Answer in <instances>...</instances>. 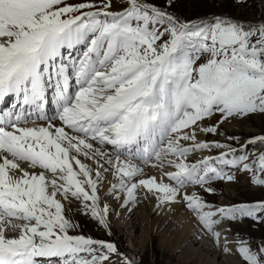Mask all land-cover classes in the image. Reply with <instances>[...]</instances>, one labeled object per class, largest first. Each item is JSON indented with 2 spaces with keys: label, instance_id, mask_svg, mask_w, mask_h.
<instances>
[{
  "label": "snow or ice",
  "instance_id": "obj_1",
  "mask_svg": "<svg viewBox=\"0 0 264 264\" xmlns=\"http://www.w3.org/2000/svg\"><path fill=\"white\" fill-rule=\"evenodd\" d=\"M123 5L111 11L112 0H0V101H17L13 112L0 113V264H105L113 255L134 264L113 243L69 234L74 225L62 202L69 198L106 226L99 158L113 167L112 192L126 194L125 207L135 204L138 188L158 206L179 201L217 242L214 227L225 219L264 222V201L213 209L188 191L211 193L213 180L235 179L213 157L189 163L197 152L225 147L198 134H218L217 125L234 117L264 115V22L222 15L184 21L148 0ZM50 91L57 115L46 120ZM217 115L216 124L204 123ZM30 122L36 126H21ZM257 141L264 136L248 143ZM93 142L112 146L115 160ZM133 146L144 164L154 158L175 170L137 179L143 170L120 153ZM233 151L217 162L229 163ZM81 156L96 161L95 172ZM245 160L239 157L252 183L264 186ZM254 163L264 174V154ZM237 244L245 264H264V244L257 252Z\"/></svg>",
  "mask_w": 264,
  "mask_h": 264
},
{
  "label": "rangeland",
  "instance_id": "obj_2",
  "mask_svg": "<svg viewBox=\"0 0 264 264\" xmlns=\"http://www.w3.org/2000/svg\"><path fill=\"white\" fill-rule=\"evenodd\" d=\"M70 4L84 2V0H67ZM94 3H101L102 0H91ZM184 21H196L202 17L212 19L214 15H222L230 17L233 20L248 24H258L264 22V0H156L155 3L148 0ZM170 5V6H169ZM123 0H112L111 11H120L123 7ZM219 116H213L209 120H205L207 125L216 124ZM59 123V122H58ZM218 134H207L206 141L209 143L218 142L225 145L224 148H211L202 152H197L188 158L189 163L200 160L205 152L208 156L214 158V166L220 169L225 175L234 176V180H213L208 187L213 191L211 193L203 189L190 188L197 191L213 209L221 206H232L242 203L251 204L257 201H264V186L252 183L253 172L244 171L239 161L240 156H246L244 163L253 167L257 177L264 179V174L258 170V164L254 163L258 157L264 154V142L257 141L249 144L252 138L264 136V115L251 114L246 117H234L217 125ZM231 129H228L230 128ZM233 128V129H232ZM232 137V139H229ZM188 143V142H184ZM94 147L107 149L106 145H100L93 142ZM143 146V145H142ZM229 147L234 151L225 157L229 163L217 162L216 158L222 153L229 152ZM111 149L112 146H111ZM135 146H133V150ZM137 155L128 157L127 160L138 161L140 166L144 168L154 167L157 161L153 158L148 164L139 161ZM125 158V157H124ZM82 162L87 164L95 172L97 164L95 160L80 157ZM100 163H102V158ZM235 160L233 165L231 161ZM156 167V166H155ZM141 168L143 172L146 170ZM161 168V167H160ZM174 171L172 167H166ZM161 169H164L161 168ZM111 167L102 170L106 179L113 180V176L109 173ZM143 195L146 200L153 201V195L147 193L146 190L138 188L136 192L135 204L124 206L125 193L117 192L113 194L112 189L107 191L104 184H98V195L100 207L108 208L106 217V226L98 222L97 219L91 218V214H84L80 201L69 198L62 200L65 208V216L74 225L69 230L70 235H82L93 240L105 241L113 243L125 256L134 260V264H245V261L237 253V242L246 241L253 252H257L259 246L264 244V222H257L251 218L238 219L236 221L223 220L222 223L214 227V231L221 233L220 240L217 242L213 235L208 233L200 224L195 214L189 211L184 205L191 217L197 223L195 231L200 233L196 243L190 244L188 234L182 230L179 222V214L158 211L153 215L152 205L149 203L143 207L142 199L138 195ZM149 197V199L147 198ZM148 201V202H149ZM179 202V201H178ZM176 202L177 204H179ZM91 203V202H89ZM175 204V203H174ZM164 204H160L158 209ZM127 218L136 219L137 225L127 223ZM218 218V217H217ZM128 224V225H127ZM229 231V232H228ZM229 233L230 251L224 252L223 246L225 240L223 234ZM195 233V232H194ZM210 244L213 250L210 252L202 251V244ZM217 252V258L213 253ZM212 253V254H211ZM85 255L86 258L87 254ZM223 256L224 257L223 259ZM105 264H119L117 256L113 255L110 262Z\"/></svg>",
  "mask_w": 264,
  "mask_h": 264
},
{
  "label": "bare ground",
  "instance_id": "obj_3",
  "mask_svg": "<svg viewBox=\"0 0 264 264\" xmlns=\"http://www.w3.org/2000/svg\"><path fill=\"white\" fill-rule=\"evenodd\" d=\"M58 124V123H57ZM206 124V123H205ZM207 125V124H206ZM23 126H27V127H34V126H36L35 124H33V123H31V124H28V125H23ZM22 126V127H23ZM228 129H231V127L230 128H228ZM233 129V128H232ZM199 135V139L200 140H202V141H206V136H207V134H204V133H199L198 134ZM107 147H109L108 148V150L107 149H103L102 148V150L105 152V153H108L112 158H113V160H115V158H116V155L118 154L117 153V151L115 150V149H111V146L110 145H106ZM135 150V149H134ZM120 153L121 154H125V152H124V150H120ZM203 156L205 155V156H208L209 154H207V152H205L204 154H202ZM137 158V157H136ZM105 159L106 158H102V164H104V169H107L108 168V166H110V165H108V164H106L105 163ZM121 160H127V159H125V158H121ZM130 163H132V164H135V165H137L139 168H144V166H140L139 164H138V161L137 162H134L133 160H128ZM140 162H141V160H139ZM143 165H145V164H143ZM111 167V170H110V172L109 173H111L112 174V176H113V180H111V179H106L105 178V176H104V174L102 173L101 174V181H100V183H103L104 184V187H105V189H107V191H109L110 192V190L112 189V185L113 184H115V183H117V179H116V177L113 175V171H114V169H113V167L112 166H110ZM167 166H165L164 167V169H161L159 166H158V164H157V166L156 167H150V168H144L146 171L145 172H143V175H142V177H137V179H139V178H146V177H150V176H155V177H157V179L159 180V179H161L162 178V173L163 172H171V170H169V169H167L166 168ZM164 182H166V183H169V181H167V179L165 178L164 179ZM99 183V184H100ZM143 189V188H142ZM144 190V189H143ZM188 191L189 192H192L193 190L192 189H188ZM139 196V198H141L142 199V202H143V207L145 208L149 203L152 205V211H153V215H156L157 213H158V211L159 210H161V211H163V212H168L169 214H173L174 212L175 213H178L179 214V216H178V218H179V222H180V224L182 225L181 227H182V230L184 229V232L185 233H187L188 234V237H189V242H191L190 244L192 245V244H194V243H196V240H197V237L198 236H200V233H197V231H195V229L197 228V223H196V221L194 220V218L193 217H191V215L186 211V210H184V204L183 203H179V204H177V203H169V204H164L161 208H159L158 209V202H157V200L155 199V198H153V201H149V200H146V197H144L143 195H138ZM154 197V196H153ZM147 198L149 199V197L147 196ZM149 201V202H148ZM129 220V221H128ZM127 223H131L133 226H134V224H136L137 225V221H136V219H132L131 220V218H127ZM128 225V224H127ZM195 232V233H194ZM229 232V231H228ZM228 232H225V234H223V239L225 240V243H224V246H223V251H224V248H225V246L228 248V249H230L231 247H230V244H229V242H228V240L230 239L229 237V233ZM17 233H15V232H13V231H11V230H8L7 232H6V235H8V236H13V235H16ZM209 247H210V244H207V243H204V244H202V247H201V249H202V251L200 250V252H206V254H207V252L208 251H210L211 249L213 250V248H210L209 249ZM211 250V251H212ZM210 251V252H211ZM225 252V251H224ZM212 254V253H211ZM214 254V256H215V254H216V256H215V259L217 258V252H215V253H213ZM224 257H226V256H223V259H224ZM235 264V263H234ZM237 264V263H236Z\"/></svg>",
  "mask_w": 264,
  "mask_h": 264
},
{
  "label": "trees",
  "instance_id": "obj_4",
  "mask_svg": "<svg viewBox=\"0 0 264 264\" xmlns=\"http://www.w3.org/2000/svg\"><path fill=\"white\" fill-rule=\"evenodd\" d=\"M151 1H153L155 3L156 0H151Z\"/></svg>",
  "mask_w": 264,
  "mask_h": 264
}]
</instances>
